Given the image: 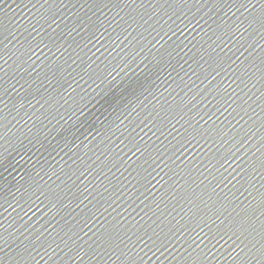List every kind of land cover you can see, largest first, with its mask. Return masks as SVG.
<instances>
[{"label": "water", "instance_id": "1", "mask_svg": "<svg viewBox=\"0 0 264 264\" xmlns=\"http://www.w3.org/2000/svg\"><path fill=\"white\" fill-rule=\"evenodd\" d=\"M0 264H264V0H0Z\"/></svg>", "mask_w": 264, "mask_h": 264}]
</instances>
